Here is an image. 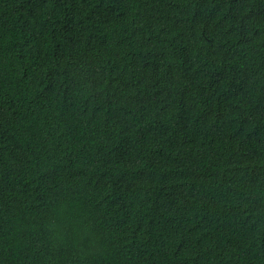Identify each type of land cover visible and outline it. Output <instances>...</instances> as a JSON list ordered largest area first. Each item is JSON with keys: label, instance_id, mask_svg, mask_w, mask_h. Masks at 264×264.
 Segmentation results:
<instances>
[{"label": "trees", "instance_id": "obj_1", "mask_svg": "<svg viewBox=\"0 0 264 264\" xmlns=\"http://www.w3.org/2000/svg\"><path fill=\"white\" fill-rule=\"evenodd\" d=\"M0 264H264V0H0Z\"/></svg>", "mask_w": 264, "mask_h": 264}]
</instances>
